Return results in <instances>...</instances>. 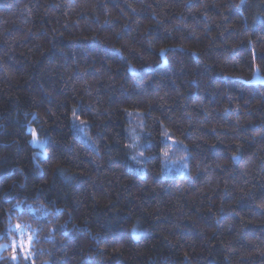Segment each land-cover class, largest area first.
Here are the masks:
<instances>
[{
  "label": "trees",
  "instance_id": "obj_1",
  "mask_svg": "<svg viewBox=\"0 0 264 264\" xmlns=\"http://www.w3.org/2000/svg\"><path fill=\"white\" fill-rule=\"evenodd\" d=\"M14 224L0 264H264V0H0Z\"/></svg>",
  "mask_w": 264,
  "mask_h": 264
},
{
  "label": "rangeland",
  "instance_id": "obj_2",
  "mask_svg": "<svg viewBox=\"0 0 264 264\" xmlns=\"http://www.w3.org/2000/svg\"><path fill=\"white\" fill-rule=\"evenodd\" d=\"M29 130L32 132V137H31V143L33 144V146L36 147V155H43L45 153V149H44V145H45V141L43 138L38 137V135L35 133V131L32 130V127H29ZM33 133H35V137L33 135ZM183 173V171H181V174ZM17 225H20L19 228H17ZM12 229H14L15 234H11L10 235V242H1L0 243V250L6 248V247H12L15 249V247L17 246H22V245H26V247H28L30 241H29V237H32V234L29 230V227L26 226L25 224L21 225V224H14L12 225ZM22 251H24V247L22 249ZM25 255V253H23ZM18 253L14 252L13 256H17Z\"/></svg>",
  "mask_w": 264,
  "mask_h": 264
},
{
  "label": "snow or ice",
  "instance_id": "obj_3",
  "mask_svg": "<svg viewBox=\"0 0 264 264\" xmlns=\"http://www.w3.org/2000/svg\"><path fill=\"white\" fill-rule=\"evenodd\" d=\"M33 135H34V137H35V133H33ZM19 227H20V225H17V228H19ZM29 241H31V237H29ZM12 259H16V257L13 256Z\"/></svg>",
  "mask_w": 264,
  "mask_h": 264
}]
</instances>
